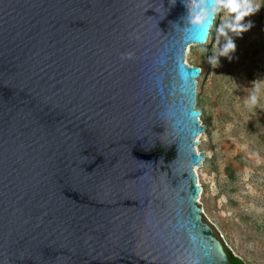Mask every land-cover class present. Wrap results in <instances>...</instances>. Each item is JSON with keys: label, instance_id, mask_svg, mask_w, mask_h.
<instances>
[{"label": "water", "instance_id": "obj_1", "mask_svg": "<svg viewBox=\"0 0 264 264\" xmlns=\"http://www.w3.org/2000/svg\"><path fill=\"white\" fill-rule=\"evenodd\" d=\"M220 5L0 0V264H233L187 64Z\"/></svg>", "mask_w": 264, "mask_h": 264}, {"label": "rangeland", "instance_id": "obj_2", "mask_svg": "<svg viewBox=\"0 0 264 264\" xmlns=\"http://www.w3.org/2000/svg\"><path fill=\"white\" fill-rule=\"evenodd\" d=\"M220 1L208 43L191 45L187 62L204 70L198 110L206 130L195 147L205 156L195 170L200 202L234 256L264 264V0ZM248 20L253 27L240 36ZM232 38L233 58L212 67L209 56ZM254 81L260 90L252 107L247 98Z\"/></svg>", "mask_w": 264, "mask_h": 264}, {"label": "clouds", "instance_id": "obj_3", "mask_svg": "<svg viewBox=\"0 0 264 264\" xmlns=\"http://www.w3.org/2000/svg\"><path fill=\"white\" fill-rule=\"evenodd\" d=\"M186 6V5H185ZM187 8V7H186ZM188 10V8H187ZM259 11V7H255L253 9V11L251 13H249V15H253L256 12ZM188 16H190V11L188 10ZM246 23V26L243 28V31L240 33V36H242V34L244 32L249 31L252 27H253V23L251 20H248ZM236 51V43H235V38H232L230 43L228 41H225V43L221 46V48L214 53L213 55L209 56L208 58V63L212 66V67H218L220 65V59L222 57H225L229 60H231L233 58V55ZM259 82H253V88L251 93L248 95L247 98V104L249 106L254 107L258 101H259Z\"/></svg>", "mask_w": 264, "mask_h": 264}, {"label": "trees", "instance_id": "obj_4", "mask_svg": "<svg viewBox=\"0 0 264 264\" xmlns=\"http://www.w3.org/2000/svg\"><path fill=\"white\" fill-rule=\"evenodd\" d=\"M263 14H264V1H263V10H262ZM230 260L233 264H248L246 263V261L234 256V254L230 251Z\"/></svg>", "mask_w": 264, "mask_h": 264}, {"label": "bare ground", "instance_id": "obj_5", "mask_svg": "<svg viewBox=\"0 0 264 264\" xmlns=\"http://www.w3.org/2000/svg\"><path fill=\"white\" fill-rule=\"evenodd\" d=\"M193 46V45H192Z\"/></svg>", "mask_w": 264, "mask_h": 264}]
</instances>
